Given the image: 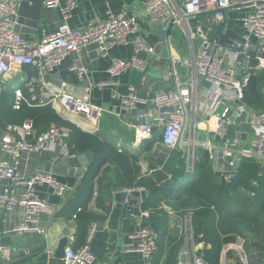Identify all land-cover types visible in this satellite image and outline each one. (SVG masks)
<instances>
[{
    "label": "crops",
    "instance_id": "1",
    "mask_svg": "<svg viewBox=\"0 0 264 264\" xmlns=\"http://www.w3.org/2000/svg\"><path fill=\"white\" fill-rule=\"evenodd\" d=\"M75 1L76 5L71 9V16L68 19L71 26L78 27L90 20L103 19L108 10L125 11L137 16L141 32L147 42L155 48L154 53L142 54L150 62L146 71L135 69L125 72L118 77L117 84H108L102 88L93 86L91 94L93 99L102 105V115L106 116L105 126L102 128L99 123L98 133L103 136L104 140L114 142L118 151L128 155L131 165L138 172V178L149 177L152 181H157L158 184H120L124 179L122 169L113 159V155H105L106 159L97 169L93 184L80 191L79 186L82 185L81 182L96 156L93 150L77 151V156L67 161L56 159L53 151H43L39 155L30 156L29 160L26 161V159L21 166L22 170L31 174L36 168L53 169L57 178L62 182L69 183L72 189L65 195H57L47 183L36 187L38 194L49 202V208L42 216L45 232H25L23 236L27 243L26 246L11 245V251L20 248L18 257L26 253H34L35 255L27 260L28 264H63V257L56 256V248L60 239L66 236L69 238L67 246L79 247L86 243L91 228L95 226L90 246L97 256V264H146L147 260L134 248L137 243L136 232L146 222L158 230L159 241L164 251L160 264H164L170 240L175 236H180L178 223L165 208L162 209V214L157 217H150L143 221L141 213L146 208L154 207L158 202L159 204L165 202L168 207L175 209L190 207L193 199L187 194V188L191 180L195 179V169L191 171L186 166L190 130L185 129L182 132L180 142L174 148L161 141L159 129L154 131L151 137H141L137 134L136 126L140 123L138 114L143 112L144 108L140 106L136 110L122 112L120 111L121 99L115 94H124L128 84L136 86L140 94H153L160 88L175 87L177 81L174 71L182 81L195 82L197 80L198 92L211 86V82L205 80L197 72L195 65L198 51L202 45L201 37L193 38L190 36V32L201 27L214 48L227 46L245 34L243 19L248 9L228 8L226 15L221 19H216L214 16L208 17L209 13L206 12L195 17L183 18L180 15V0H170L173 15L178 18L172 23L169 35L163 36L161 30L153 25L154 19L145 0ZM63 5H65V0ZM17 19L18 31L29 39L40 37L43 31L53 32L65 21L61 9L46 8L43 0H21ZM169 21H165L166 25ZM258 49V41L253 39L251 50L257 52ZM131 53L132 48L123 45L112 48L107 56H101L98 48L92 50L86 48L81 54L74 53L67 56L52 72H46L45 68L40 72L39 69L32 66L16 67L7 80H15V83L11 85L21 87L28 96L30 93L32 94L30 90L34 86L37 102L44 99L43 95L48 90L47 85L52 83L60 84L67 92L81 95L88 89L90 83L111 78L108 67L112 60L127 58ZM158 54H160V59L156 60ZM75 59H79L89 66L87 74L80 76L69 69ZM248 71L250 74L258 75L257 85L260 94V97L256 98L248 89L251 93V104L255 109L264 108V69H258L249 63ZM42 75L44 84L42 81L39 82ZM223 107L224 105H221L220 109ZM149 108L151 113L156 112L155 108ZM199 116L202 115H197V119L190 120L191 124L195 120L197 124L195 132L197 162L206 159L217 171H220L218 169L220 168V155L219 153L217 155L216 151L220 148L225 136L238 137L241 146L248 144L252 138L250 117L247 121H240L239 124H235V118L226 129L215 132L209 128L212 125V118ZM148 119L151 120V118ZM207 141H209L210 147H204V142ZM207 148L211 153L209 158L205 154ZM90 152L92 155L89 154ZM85 161H87L86 164H84ZM79 168H82L83 173L78 172ZM236 172L234 171L235 175ZM173 178L181 180L182 183L174 184L172 192L168 191L170 195L165 194L162 189L173 184L163 183ZM218 178L223 179L220 174ZM7 183L6 180L0 179V191L8 186ZM123 189L130 192L139 190L140 195H134L132 200L123 198L120 194L118 195V192ZM78 194L88 200L75 210L70 200ZM251 197H255V195ZM88 214L94 215L92 221H86L85 218ZM2 216L0 244H2L1 239L4 236L11 234L8 230L13 228L19 220L17 209L2 212ZM240 222L239 219H235L234 227L238 230L240 226L242 230L235 231L234 240L224 243L222 253L226 247H230L231 243L234 245L227 250L226 262L228 264L239 263L237 246L244 244L250 264H264V215L258 214L256 216L257 223H253L249 230L245 229ZM80 224L83 229L86 228L84 232H80ZM217 224L218 219L216 220ZM229 228L231 227L228 226V231L220 229V234L225 236V232H232L229 231ZM15 234L22 235V233ZM45 239L48 241L46 248H44ZM197 242L200 251L204 253L211 247V244L204 239L200 241L197 239ZM155 258L154 255L148 260L149 264H154Z\"/></svg>",
    "mask_w": 264,
    "mask_h": 264
},
{
    "label": "built area",
    "instance_id": "2",
    "mask_svg": "<svg viewBox=\"0 0 264 264\" xmlns=\"http://www.w3.org/2000/svg\"><path fill=\"white\" fill-rule=\"evenodd\" d=\"M63 1L43 0L46 8L61 9L65 21L55 31H43L40 37L29 39L16 30L21 0H0V80H7L16 67L32 66L40 72L44 68L46 72H52L67 56L81 54L91 43L98 44L101 56L109 55L111 49L116 46H130L132 53L129 57L116 58L110 63L108 73L111 78L90 83L81 95L67 92L60 84L52 83L47 85L44 99L38 103L34 86L31 87L32 94L29 96L21 87H15L14 108H20L23 101L29 104H51L57 112L69 117L82 128L98 131L103 107L93 99L92 87L102 88L108 84H117L121 74L135 69L146 71L150 62L142 54L154 53L155 48L147 42L141 32L136 15L108 10L103 19L90 20L73 27L68 19L76 1L65 0V5ZM145 3L154 20L167 21L173 17L178 18L173 15L170 0H145ZM231 7L248 9L243 19L245 34L242 38L233 40L227 46L214 48L201 27L190 32L193 38L201 37L202 45L195 65L197 72L211 82V86L198 92L197 80L182 81L174 71L177 81L175 87L160 88L153 94H140L136 86L128 84L124 94H115L121 99L122 112L136 110L140 106L144 108V111L138 114L140 123L136 126L137 134L141 137H151L154 126H158L161 141L174 148L182 132L185 129L190 130L186 166L191 171L195 169L197 162V124L196 120L192 124L190 120L197 119L200 114L202 116L199 117L209 116L212 118L209 128L218 132L226 129L238 115L246 111V121L250 117L252 126L250 142L241 146L238 137L225 136L218 149L220 176L227 183L231 182L235 175L233 167L237 161L254 158L264 165V108L255 109L247 97V84L251 75L248 71L250 61L254 59V66L264 69V0H180V15L183 18L206 12L212 13L216 19H221ZM253 39L258 41L257 52L251 50ZM158 59L160 54L156 57V60ZM69 69L83 76L90 68L75 59ZM41 81H44L43 75L39 82ZM231 102H236V106ZM221 105L224 107L220 109ZM149 107L155 108L156 112L151 113ZM68 135L69 128L58 124H52L47 130L38 133L31 119L25 120L22 125H0V179L8 182V186L0 191V228L2 212L17 209L19 220L8 230L9 233L45 232L42 216L48 210L49 202L38 194L36 187L47 183L55 194L65 195L72 186L60 181L53 169L36 168L30 174L22 170L21 166L30 156L39 155L43 151L55 152L58 160L75 158L77 152L70 147ZM204 147H210L209 141L204 142ZM242 190L246 195H255V191L250 188L243 186ZM160 208L168 209L178 223L179 237L183 240L178 264H210L205 253L200 251L195 236V208L175 209L168 207L165 202L159 204L158 209ZM153 213L154 208L144 209L141 213L142 221L150 218ZM94 228L95 226L91 228L85 244L76 248L66 247L63 264H97V256L90 246ZM158 236V231L146 222L136 232L137 243L134 248L147 260L146 264H149L148 260L158 251ZM233 246L231 243L230 247L223 250L222 264H228L226 253ZM237 248V264H250L245 245L240 244ZM0 250L10 257L11 247L0 244ZM182 254H185L186 262L182 261Z\"/></svg>",
    "mask_w": 264,
    "mask_h": 264
},
{
    "label": "trees",
    "instance_id": "3",
    "mask_svg": "<svg viewBox=\"0 0 264 264\" xmlns=\"http://www.w3.org/2000/svg\"><path fill=\"white\" fill-rule=\"evenodd\" d=\"M15 86L7 85L0 80V125L6 127L10 124L22 125L25 120H33L34 127L38 133L47 130L52 124H58L69 128L67 137L68 143L74 151L93 150L96 155L89 166V171L79 186L80 191L85 187L93 184L97 169L106 159L105 155H113L114 160L122 169L124 179L120 184H158L157 181L148 178H138V172L131 165L130 158L117 150L114 142L106 141L98 131H89L77 123L73 122L69 117L63 116L57 112L51 104H29L23 101L20 108H14ZM248 100L251 102V93L247 91ZM74 145V146H73ZM110 153V154H109ZM174 173V172H173ZM217 171L206 159L199 160L195 165V179L187 188V194L193 199L190 207L195 208L194 228L195 236L200 240H206L211 244V247L206 249L205 256L210 264H221L222 249L224 243L235 239V231L242 228L234 227L235 219H239L240 224L245 229H250V226L256 222L258 214L264 215V165L254 158H244L233 177L232 181L227 183L225 179H219ZM256 182V183H255ZM182 183L181 180H168L163 184H173L170 187H165L162 191L165 194L172 192L174 184ZM250 188L255 191V197L246 195L242 187ZM155 187V186H153ZM156 190H158L156 188ZM170 195V194H169ZM77 195L70 200L75 210L88 200L86 197ZM82 198V199H81ZM159 202L154 205V213L151 218L162 214L163 210L158 209ZM187 208V207H181ZM94 215L88 214L86 221H92ZM218 224L216 225V220ZM233 223V224H232ZM81 231L86 228L80 224ZM154 226V225H153ZM225 236L220 234L221 230H227ZM156 229V227L154 226ZM156 231H158L156 229ZM158 236V251L155 253L154 264H160L164 251L161 248V242ZM183 243L182 238L175 236L169 242V249L166 254L164 264H178L179 250Z\"/></svg>",
    "mask_w": 264,
    "mask_h": 264
},
{
    "label": "water",
    "instance_id": "4",
    "mask_svg": "<svg viewBox=\"0 0 264 264\" xmlns=\"http://www.w3.org/2000/svg\"><path fill=\"white\" fill-rule=\"evenodd\" d=\"M210 16H214L212 13L208 14ZM175 21V17H173L169 23L166 25L165 21H163L162 19H157V20H154L153 22V25L158 27L160 30H161V34L163 36H168L169 35V30L170 28L172 27V23ZM16 30L18 31V24L16 26ZM93 48H98V44L97 43H91L87 46V49L89 50H92ZM255 60H251L250 61V65L251 66H254L255 65ZM257 82H258V75L253 73L250 75V78L248 80V89L249 91L256 97V98H259L260 97V94H259V91H258V85H257ZM263 84H264V81H263ZM234 106H236V102H231ZM246 117H247V112L244 111L242 112L240 115H238L235 119V124H239L240 121L242 120H246ZM158 130V126H154V131ZM226 131V130H224ZM180 142V138L178 140V143L179 144ZM219 153V150L216 151V154L218 155ZM90 155H92V152L89 153ZM205 154L206 156L209 158L211 153H210V149H205ZM87 161H85L84 164H86ZM240 166V161H237L236 164L234 165L233 167V170L236 172L238 167ZM220 169V168H218ZM82 168H79L78 172H82ZM83 173V172H82ZM121 195L123 198H130V200H132V197L134 195L136 196H139L140 195V191L139 190H132L131 192L130 191H127L126 189H123L122 191L118 192V195ZM131 202H134V201H131ZM68 241H69V238L64 236L60 239L59 243H58V246L56 248V256L58 257H63L65 255V249L68 245ZM1 243L2 245H5V246H9L11 247V245H15V246H19V247H25L26 246V241H25V238L22 235H16L15 233H11L7 236H4L2 239H1ZM47 244H48V241L47 239H45V242H44V248L47 247ZM20 255V248H16L15 250L11 251L10 253V257L7 258L5 257L4 255V252L3 250H0V264H28L27 263V260L30 259L31 257H33V255H35L34 253H26L24 254L23 256L21 257H18ZM181 259L183 262H186V256L185 254H182L181 256Z\"/></svg>",
    "mask_w": 264,
    "mask_h": 264
},
{
    "label": "rangeland",
    "instance_id": "5",
    "mask_svg": "<svg viewBox=\"0 0 264 264\" xmlns=\"http://www.w3.org/2000/svg\"><path fill=\"white\" fill-rule=\"evenodd\" d=\"M3 82H4L5 84H7V85H8V84L10 85V84H14V83H15V80H11V81H9V80L6 81V80H5V81H3ZM102 117H103V118H102L101 121H100V124H101L100 127L103 128V127L105 126V121H104V119H105V117H106L105 114L102 115Z\"/></svg>",
    "mask_w": 264,
    "mask_h": 264
}]
</instances>
